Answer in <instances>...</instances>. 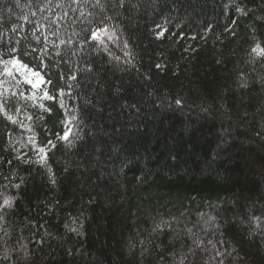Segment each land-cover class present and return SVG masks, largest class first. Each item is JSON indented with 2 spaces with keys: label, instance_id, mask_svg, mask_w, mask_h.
I'll list each match as a JSON object with an SVG mask.
<instances>
[{
  "label": "trees",
  "instance_id": "obj_1",
  "mask_svg": "<svg viewBox=\"0 0 264 264\" xmlns=\"http://www.w3.org/2000/svg\"><path fill=\"white\" fill-rule=\"evenodd\" d=\"M105 28L103 43L91 38ZM253 48H264V0H0V58L40 73L51 109L0 113V203L11 198L0 264H160L139 241L173 217L204 242L195 264H217L207 242L221 239L241 257L228 264H264L247 237L254 216L264 230ZM34 133L47 166L23 162L37 159Z\"/></svg>",
  "mask_w": 264,
  "mask_h": 264
},
{
  "label": "snow or ice",
  "instance_id": "obj_2",
  "mask_svg": "<svg viewBox=\"0 0 264 264\" xmlns=\"http://www.w3.org/2000/svg\"><path fill=\"white\" fill-rule=\"evenodd\" d=\"M237 12L241 14H247L244 12L243 9L237 8ZM236 21H233V24H235ZM107 29H97L96 31L92 32L91 38L93 40L99 41L100 43H103V35L106 33ZM225 31H229L228 28L225 29ZM158 35H162L158 34ZM111 39V36L108 37ZM127 45H125L126 47ZM252 52L257 53V55L264 54V48H260L258 51V48H253ZM5 68L4 73L8 76H12L13 73L11 69L8 68V64L13 65L17 69L18 72L20 70H26V72H21L22 75H25V83L29 84L33 89L39 87L40 84L45 83L44 78L40 75L39 72L32 71L28 68L27 65L21 63L19 60L13 58L10 61L4 62ZM156 67L159 69L161 68V65H156ZM27 73H30L32 77H36V81L33 82V80L27 78ZM257 83L260 84L261 87H264V78H261L257 81ZM249 87V84L246 82V80L243 79V74L240 78V83L238 84V88L240 89H247ZM15 95V93H13ZM20 95H23V93H20ZM42 99H54V97L50 96L47 91L44 92V96ZM180 101H177V104H179ZM39 107L44 109L45 111L51 112L50 108H45L43 104H40ZM4 111V105L0 104V113ZM5 117L7 120L11 121L12 123H16L15 120L11 116L6 115ZM31 119V117H29ZM69 137V132L65 131L63 136H58L57 139L65 140L67 141ZM29 143L33 147V151L35 152L37 159L33 161L31 157H27L23 160L24 163H38L43 166H47V148L46 147H40L35 144L34 138L29 139ZM49 145H52L53 147L55 145L52 144V141L48 142ZM26 156L27 154H22ZM16 160L21 159V155H17L15 157ZM7 163L10 165L12 164V160L7 161ZM50 170V169H49ZM54 182V181H53ZM14 187H19V184L14 185ZM11 207V198L5 197L3 199V202L0 203V211ZM204 214L201 213V216ZM0 219H3V217H0ZM252 222L255 224V229L250 228L249 232L247 233V237L250 240H253L255 242V238L259 237V242L261 246H264V230H261V218L260 217H252ZM215 217H208V220L204 221L205 225L209 223L215 222ZM176 221V218L173 217L172 221L168 220H160L156 223H154V226L151 228V231L149 232V239L147 241L141 239L139 241V244L142 249V253H148L150 254L154 249H159V260L160 264H189V257L192 258L191 264H195V258L197 256V252L204 249V242L196 235V233L193 232L192 228L185 227L183 230H178L173 227V222ZM220 225L217 224V228H219ZM73 232H77V229L73 228L71 229ZM186 234L187 239H185L181 233ZM158 238V242H157ZM188 240H191V243H188ZM208 244L212 245V249L214 250V259H216L217 264H228L229 260L235 259L239 260L241 257L239 256V250L235 247H231V250H229L230 245L229 242L226 240H219L213 243V241H208ZM177 244L180 245L179 248H177ZM149 245H153V248H150ZM217 245L223 247L225 250L221 252ZM186 250V251H185ZM179 253V258H177V255ZM235 253V256L233 255Z\"/></svg>",
  "mask_w": 264,
  "mask_h": 264
},
{
  "label": "rangeland",
  "instance_id": "obj_3",
  "mask_svg": "<svg viewBox=\"0 0 264 264\" xmlns=\"http://www.w3.org/2000/svg\"><path fill=\"white\" fill-rule=\"evenodd\" d=\"M10 60L0 59V104H3L4 108L8 106L15 107V110L18 111L16 114H22L23 119L28 120L29 117H32L33 112L41 113L42 108L39 107L40 103L38 100V97L42 93L41 84L39 87L33 89L29 84L24 82L25 75L21 74V72H26V70H20V72H18L11 64L7 66L11 69L13 75L8 76L5 74L4 62ZM27 78L33 80V82L37 79L36 77H32L30 73H27ZM13 93H15V95ZM20 93H23V95H20ZM30 138H34L35 144L40 146L35 133L28 136V141Z\"/></svg>",
  "mask_w": 264,
  "mask_h": 264
}]
</instances>
